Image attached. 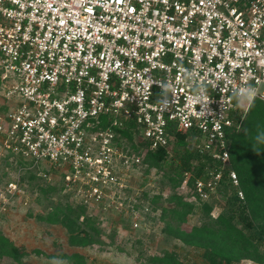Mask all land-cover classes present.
Here are the masks:
<instances>
[{
  "label": "built area",
  "instance_id": "obj_1",
  "mask_svg": "<svg viewBox=\"0 0 264 264\" xmlns=\"http://www.w3.org/2000/svg\"><path fill=\"white\" fill-rule=\"evenodd\" d=\"M255 99L264 0H0V160L18 178L12 196L46 166L102 201L147 150L171 155L181 135L213 164L179 187L208 201L224 175L239 186L230 132Z\"/></svg>",
  "mask_w": 264,
  "mask_h": 264
},
{
  "label": "rangeland",
  "instance_id": "obj_2",
  "mask_svg": "<svg viewBox=\"0 0 264 264\" xmlns=\"http://www.w3.org/2000/svg\"><path fill=\"white\" fill-rule=\"evenodd\" d=\"M150 165L130 169L124 175L125 188L116 195L109 192L105 199L96 201L79 190L63 187L60 173L46 166L32 171V178L27 177L25 181L20 178L18 187L22 191L12 196L8 183L18 178L15 173L5 171L6 166H11L0 160V204L6 208L0 212V235L8 237L24 253L21 263L3 257L0 264H72L61 258L65 252L82 254L84 264H161L154 258L166 252L174 254L182 264H209L203 257V247L187 245L162 231L166 222L176 225L179 219H174L168 211L162 219L161 210L173 207L169 198L175 193L191 205V210L182 215L183 228L189 230L203 223L219 226L216 223L219 214L230 212L228 201L214 196L208 200H212L213 208L205 214L202 203L191 202L184 190L174 188L168 176L164 177L165 168ZM67 205L80 215V234L88 233L94 240L92 244L69 245L67 230L59 222L46 220L55 207ZM87 216L92 220V227L84 223ZM236 221L238 226L242 225L237 216ZM241 245L242 241H238L235 247L239 249ZM232 257V264H264V260L238 258L236 253Z\"/></svg>",
  "mask_w": 264,
  "mask_h": 264
},
{
  "label": "trees",
  "instance_id": "obj_3",
  "mask_svg": "<svg viewBox=\"0 0 264 264\" xmlns=\"http://www.w3.org/2000/svg\"><path fill=\"white\" fill-rule=\"evenodd\" d=\"M121 132L127 139L132 140L131 129L126 127ZM147 163L165 168L164 177L168 176L169 181L175 184L174 188L175 186L179 188L184 172H191L189 184L192 185L196 178L202 176L204 167L213 164L211 160L188 149L181 135L177 136L171 155H167L162 148L147 150L143 164ZM229 169L236 172L239 186L234 187L226 175L219 183L217 193L226 198L230 205V212L220 213L216 219L219 226L210 227L209 224L203 223L189 230L183 228L182 215L191 210V205L184 202L181 195L173 193L169 198L174 204L173 207L162 208L160 217L164 219L168 211L174 219H179V222L176 225L166 222L162 231L187 245L203 247V257L209 264H232L234 253L238 258L262 261L264 260V250L261 249L264 246V102L259 99L250 103L240 125L230 132ZM32 174L31 170L26 171L22 180H27V177L32 178ZM238 190L242 191V198L238 195ZM211 201L201 202L205 214H209L213 208ZM154 202L156 199L153 200ZM77 207L82 209L83 206ZM155 209L156 207L152 210ZM236 216L242 225H237ZM79 217V214H75V209L67 205L55 207L46 220L50 223L59 222L69 234L68 244L82 247L92 244L94 240L88 233L80 234L79 225L82 223H79ZM84 223L93 226L89 216L85 217ZM238 241H242L239 249L235 247ZM23 256L24 253L20 252L8 237L0 235V258L8 257L21 263ZM60 256L72 264H84V257L78 252H65ZM154 259L161 264H182L170 252Z\"/></svg>",
  "mask_w": 264,
  "mask_h": 264
}]
</instances>
